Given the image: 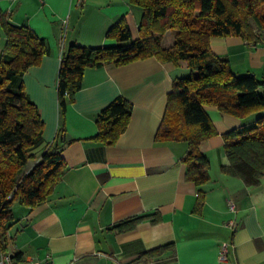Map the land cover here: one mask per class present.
Masks as SVG:
<instances>
[{
    "label": "crops",
    "instance_id": "1",
    "mask_svg": "<svg viewBox=\"0 0 264 264\" xmlns=\"http://www.w3.org/2000/svg\"><path fill=\"white\" fill-rule=\"evenodd\" d=\"M0 8L47 44L41 62L22 75L44 122V143L54 141L61 125L72 139L62 151L63 178L48 198L31 208L13 205V222L0 231V257L9 253L40 264H264V174L259 185L247 186L222 171L230 164L223 134L253 125L255 114L240 117L206 105L216 133L201 143L210 180L197 185L186 176L188 142L156 140L174 80L191 73L187 62L150 56L88 67L63 119L59 113L57 76L65 45L116 44L107 32L120 19L136 38L140 6L130 0H0ZM174 40L172 30L167 31L163 43ZM5 43L0 20V54ZM210 47L228 58L238 75L253 73L264 81V31L256 43L229 35L212 37ZM119 95L133 105L127 129L112 145L95 141L96 114ZM199 191L203 202L196 210ZM156 212L157 222L152 216L132 230L114 229L120 220ZM171 241L175 252L133 262L141 252ZM225 242L228 252L222 260Z\"/></svg>",
    "mask_w": 264,
    "mask_h": 264
},
{
    "label": "trees",
    "instance_id": "2",
    "mask_svg": "<svg viewBox=\"0 0 264 264\" xmlns=\"http://www.w3.org/2000/svg\"><path fill=\"white\" fill-rule=\"evenodd\" d=\"M130 1L143 10L136 38L120 19L107 32L116 44L85 46L73 41L65 45L57 76L61 119L81 89L88 67L123 65L150 56L176 64L185 61L191 73L174 80L156 140L187 141L183 158L187 179L202 185L210 180V161L200 146L216 133L206 105L240 117L255 114L253 125L223 134L230 164L222 171L241 178L247 186L259 185L264 174V81L253 73H235L228 58L213 53L210 39L237 35L258 42L259 32L264 31V0ZM0 20L6 34L0 54V231L4 232L13 222L15 203L31 208L53 192L66 169L63 148L72 139L61 125L54 141L44 143L39 108L24 88L23 73L39 64L48 50L45 39L29 25L14 23L1 8ZM169 30L175 40L166 47L163 37ZM132 111L129 99L115 97L96 114L98 132L93 139L114 144L127 129ZM203 195L199 191L196 210ZM151 217L153 222L160 219L158 212L135 215L118 221L114 229L129 231ZM169 251L175 252L173 241L141 252L133 262H147Z\"/></svg>",
    "mask_w": 264,
    "mask_h": 264
},
{
    "label": "built area",
    "instance_id": "3",
    "mask_svg": "<svg viewBox=\"0 0 264 264\" xmlns=\"http://www.w3.org/2000/svg\"><path fill=\"white\" fill-rule=\"evenodd\" d=\"M230 207L233 209L234 203L232 201H229ZM227 252H228V243H223L221 245V253L220 258L222 260H225L227 258ZM0 264H40L38 261L34 260H17L13 256H11L9 253L2 254L0 257Z\"/></svg>",
    "mask_w": 264,
    "mask_h": 264
},
{
    "label": "rangeland",
    "instance_id": "4",
    "mask_svg": "<svg viewBox=\"0 0 264 264\" xmlns=\"http://www.w3.org/2000/svg\"><path fill=\"white\" fill-rule=\"evenodd\" d=\"M250 21H251V23L255 24V22H254V20H253V19H251ZM163 44H164V46H166V47H168V46H171V45H168V44H167L165 41H164V43H163Z\"/></svg>",
    "mask_w": 264,
    "mask_h": 264
}]
</instances>
